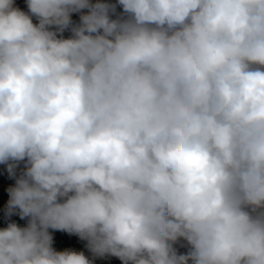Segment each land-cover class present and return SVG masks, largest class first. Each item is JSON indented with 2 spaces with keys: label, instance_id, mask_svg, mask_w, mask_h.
<instances>
[{
  "label": "clouds",
  "instance_id": "9594fccd",
  "mask_svg": "<svg viewBox=\"0 0 264 264\" xmlns=\"http://www.w3.org/2000/svg\"><path fill=\"white\" fill-rule=\"evenodd\" d=\"M26 5L0 0L5 215L27 220L0 264H264V0Z\"/></svg>",
  "mask_w": 264,
  "mask_h": 264
},
{
  "label": "trees",
  "instance_id": "16d2710c",
  "mask_svg": "<svg viewBox=\"0 0 264 264\" xmlns=\"http://www.w3.org/2000/svg\"><path fill=\"white\" fill-rule=\"evenodd\" d=\"M109 2L115 3L116 0H109ZM120 11V9H117ZM64 35L67 37L70 35L69 32H65ZM22 167V165H21ZM15 185V178L9 176L7 168L5 165L0 164V229H3L7 226L10 221L16 222L19 226H26L27 220L20 219L19 215L14 214L11 217L5 215V210L8 201V192L9 187ZM52 231V230H50ZM54 238L53 246L57 251H64L66 249H71L77 252L83 251L84 253H90L86 248V241H82L79 237L75 235H69L66 232L52 231Z\"/></svg>",
  "mask_w": 264,
  "mask_h": 264
},
{
  "label": "rangeland",
  "instance_id": "374dc122",
  "mask_svg": "<svg viewBox=\"0 0 264 264\" xmlns=\"http://www.w3.org/2000/svg\"><path fill=\"white\" fill-rule=\"evenodd\" d=\"M24 11H27V5L25 3L24 5ZM72 19L74 22H79V14H73L72 15ZM35 22V20H34ZM178 250L180 252H186L187 249L186 248H179ZM86 256H89L91 258V253H85ZM94 264H121V262L119 261V259L115 258V257H106V258H97L94 262Z\"/></svg>",
  "mask_w": 264,
  "mask_h": 264
},
{
  "label": "crops",
  "instance_id": "0c3cea01",
  "mask_svg": "<svg viewBox=\"0 0 264 264\" xmlns=\"http://www.w3.org/2000/svg\"><path fill=\"white\" fill-rule=\"evenodd\" d=\"M26 3V0H15V4L16 6H18L19 8H21L22 10H24V5Z\"/></svg>",
  "mask_w": 264,
  "mask_h": 264
}]
</instances>
